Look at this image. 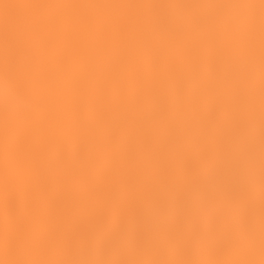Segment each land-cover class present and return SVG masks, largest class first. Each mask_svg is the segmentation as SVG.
<instances>
[{
	"label": "bare ground",
	"instance_id": "bare-ground-1",
	"mask_svg": "<svg viewBox=\"0 0 264 264\" xmlns=\"http://www.w3.org/2000/svg\"><path fill=\"white\" fill-rule=\"evenodd\" d=\"M234 3L260 0H0V79L43 101L13 115L7 168L0 113V237L70 249L115 228L136 255L167 253L195 245L202 197L213 246L249 217L264 226V17L237 42Z\"/></svg>",
	"mask_w": 264,
	"mask_h": 264
},
{
	"label": "clouds",
	"instance_id": "clouds-1",
	"mask_svg": "<svg viewBox=\"0 0 264 264\" xmlns=\"http://www.w3.org/2000/svg\"><path fill=\"white\" fill-rule=\"evenodd\" d=\"M231 11L227 25L230 35L240 42L251 39L253 11L260 9L264 17V0L259 5L234 3L224 5ZM239 61L233 65L234 90L233 102L239 105L243 90L240 87ZM43 101L39 97L24 94L19 88L15 77L5 69L0 79V113L6 117L4 128L5 167L7 168V150L13 134L12 117L22 106H32L39 112ZM239 111H233V120H239ZM248 138V157L254 156L251 145V131L245 132L239 126L235 127L233 137L236 141ZM253 170L249 168L247 188L254 191L252 180ZM233 203H236L235 201ZM212 201L202 197L193 203L185 229L195 241V245L187 249H175L167 253L153 251L150 255H136L133 248V238L125 230L104 229L84 236L78 244L70 249H41L27 238L21 240L14 237L6 228L0 237V247L5 255L0 264H264V226H257L254 219L235 224L230 236L223 239L220 246H213L203 232L197 218L205 215ZM11 257V258H9Z\"/></svg>",
	"mask_w": 264,
	"mask_h": 264
}]
</instances>
